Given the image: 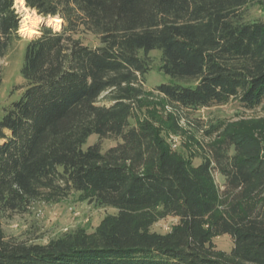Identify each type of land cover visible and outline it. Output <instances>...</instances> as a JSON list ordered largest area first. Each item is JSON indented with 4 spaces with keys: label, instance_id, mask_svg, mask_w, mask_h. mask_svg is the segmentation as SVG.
I'll return each instance as SVG.
<instances>
[{
    "label": "trees",
    "instance_id": "obj_1",
    "mask_svg": "<svg viewBox=\"0 0 264 264\" xmlns=\"http://www.w3.org/2000/svg\"><path fill=\"white\" fill-rule=\"evenodd\" d=\"M252 1L23 0L40 27L27 40L19 96L0 119V211L76 192L117 214L90 243L0 241V264H264V137L243 122L190 119L232 100L264 105V22L241 13ZM21 23L15 0H0V58ZM152 52L173 81L153 90L176 114L174 128L185 121L218 139L198 165L151 123L131 124ZM92 135L116 145L84 148ZM214 172L237 192L222 210ZM153 211L177 221L170 232L143 224ZM223 235L230 252L214 244Z\"/></svg>",
    "mask_w": 264,
    "mask_h": 264
},
{
    "label": "rangeland",
    "instance_id": "obj_2",
    "mask_svg": "<svg viewBox=\"0 0 264 264\" xmlns=\"http://www.w3.org/2000/svg\"><path fill=\"white\" fill-rule=\"evenodd\" d=\"M16 6L22 23L32 24L35 31L33 35L37 34L40 25L35 18L36 12L25 8V5ZM241 13L246 22H264V0H253ZM32 36L20 33V40L14 41L5 58H0V73L3 78L0 86V119L10 103L19 96L17 89L24 83L20 74L24 51L27 40ZM160 59L159 52L149 54L151 70L146 76L145 96L130 119L131 124L138 126L144 122L151 123L178 156L198 165L210 157L209 147L218 139L216 135L205 137L203 131L191 128L185 121L179 122V130L174 128L176 114L153 90L159 84L173 83L169 76L160 71ZM190 119L197 122L201 120L204 128L211 124L243 122L255 134L264 137V105L250 111L242 108L238 101L232 100L227 105L201 109ZM98 142L104 151L116 145L112 139L100 140L98 136L92 135L84 148ZM213 180L222 210L237 200V192L225 189L224 179L217 172L213 173ZM116 214L115 209L97 205L90 193L74 192L63 199L37 201L25 211H0V241L28 245H45L55 240L90 243L99 238L103 220ZM147 214V217H141L140 220L151 226V233L166 234L177 222L172 217H160L157 211ZM214 244L220 251L230 252L232 249V240L228 235L215 238Z\"/></svg>",
    "mask_w": 264,
    "mask_h": 264
},
{
    "label": "bare ground",
    "instance_id": "obj_3",
    "mask_svg": "<svg viewBox=\"0 0 264 264\" xmlns=\"http://www.w3.org/2000/svg\"><path fill=\"white\" fill-rule=\"evenodd\" d=\"M16 2V5H25V3L23 2V0H15ZM25 9V8H24ZM37 22H40V18L36 15L35 16ZM38 24V23H37ZM49 25H52V26H55L56 28L59 27L60 25V20L58 19H52L50 22H49ZM34 26L31 24L29 25H26L24 22L22 23L21 25V28H20V33L24 36H32L34 34V30H33Z\"/></svg>",
    "mask_w": 264,
    "mask_h": 264
}]
</instances>
